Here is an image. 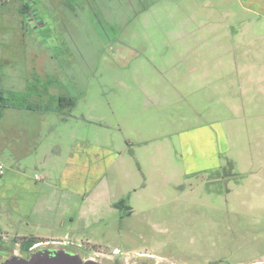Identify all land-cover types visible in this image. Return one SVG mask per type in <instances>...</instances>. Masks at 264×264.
<instances>
[{
  "label": "rangeland",
  "instance_id": "obj_1",
  "mask_svg": "<svg viewBox=\"0 0 264 264\" xmlns=\"http://www.w3.org/2000/svg\"><path fill=\"white\" fill-rule=\"evenodd\" d=\"M258 14L245 0H0V88L43 110L1 112L0 251L26 239L81 238L96 212V235L114 238L108 217L123 204L166 228L152 252L172 264L225 257L224 202L250 197L247 214L264 217ZM244 52L236 63L258 72V102L240 95L231 73L229 56ZM48 95L75 105L55 113ZM84 157L106 186L87 204L58 187ZM29 184L40 192L27 213L8 196Z\"/></svg>",
  "mask_w": 264,
  "mask_h": 264
},
{
  "label": "flooded vegetation",
  "instance_id": "obj_2",
  "mask_svg": "<svg viewBox=\"0 0 264 264\" xmlns=\"http://www.w3.org/2000/svg\"><path fill=\"white\" fill-rule=\"evenodd\" d=\"M98 171L96 169V173H90L84 169L82 180H71L66 181V183L59 181L58 187L75 195L87 204L89 197L95 200L103 196L102 193L106 186L102 184ZM29 186H31L27 191L29 193L39 189L35 190L33 184H29ZM24 191L21 189L18 192ZM36 195L38 197L39 193ZM235 198L238 200H226L224 202L227 218L226 229L231 238L225 247L226 256L215 262L211 261L216 255L211 256L206 259L208 263L204 264H250L254 260H257L258 264H264V217H251L247 214L246 209L249 204L247 199L250 197L237 196ZM114 206L115 209L111 213L115 215L108 217L113 221V224L110 225L114 226V238L112 235H106L103 231L98 236L96 235L97 231H94V226L100 224L102 219L99 217L95 221L96 212L90 216L86 226L80 227V230L84 231L81 234L83 237L77 238L75 234H70L67 235V239L62 241L35 239L36 243L30 246H26L30 240L26 239L5 252L0 251V262L12 255L27 257L30 253L41 250H63L70 254H76L81 259H92L103 264H159V258L168 263L169 258L161 257L152 252L155 245L158 246L163 243V229L166 231V228L155 223L152 216L141 211H134L130 207L126 208L123 204ZM83 218L80 217L79 224L83 223ZM103 222L106 223V219L103 218ZM142 242L147 245L152 244L150 245L152 246L151 251L147 247L141 248Z\"/></svg>",
  "mask_w": 264,
  "mask_h": 264
},
{
  "label": "crops",
  "instance_id": "obj_3",
  "mask_svg": "<svg viewBox=\"0 0 264 264\" xmlns=\"http://www.w3.org/2000/svg\"><path fill=\"white\" fill-rule=\"evenodd\" d=\"M245 1L248 3V5L251 6L253 10L257 11L259 13L258 16L260 15L259 17L262 18V20H264V0H245ZM260 42L262 43V41ZM263 45H264V42H263ZM248 56L249 55L246 54L245 52L243 54H231L229 56V58L232 60L230 63L233 66V71L231 73H234L236 76L235 83H237L238 85L237 90L241 93L240 95L243 96V98H245L248 96L249 92H253L252 94H249V95H251V97L253 99H256V101L258 102L259 91L256 89L257 93L256 95L254 94V88H255L254 85H258V82H257L258 78H255L254 75L258 74V72L254 73V71L251 70L253 68L252 64H249L246 66L247 64L246 62L242 64L236 63L237 59H243L244 57H248ZM242 75L246 76V79L245 81L241 83L239 77ZM28 87L29 86H27V88ZM88 164L89 162H88L87 157H84L81 162H73V165L69 164V166L64 171L63 176L60 179V181H63V183H66V181H71V180H76V181L82 180L83 176H82L81 170L86 169ZM38 188L40 189V187ZM39 189L36 190L35 192L33 191L30 193L27 192L28 190L26 189H23L25 190L24 192L13 191L12 194L8 196V198H10L11 201H13L12 198H15V199L17 198L18 204L16 205V208L19 207L18 209H20V211L22 212L27 211V213L29 211L30 213L35 206V202L37 198L36 194L40 192Z\"/></svg>",
  "mask_w": 264,
  "mask_h": 264
},
{
  "label": "trees",
  "instance_id": "obj_4",
  "mask_svg": "<svg viewBox=\"0 0 264 264\" xmlns=\"http://www.w3.org/2000/svg\"><path fill=\"white\" fill-rule=\"evenodd\" d=\"M29 9V5L28 4H24L23 8L21 9L22 13H27L26 10ZM37 83H39V80L35 79ZM37 88L35 87V84L30 85L27 88V96H32L33 94H35V92H37ZM43 94H48V90L47 88L44 89ZM41 97V96H40ZM49 99L52 101L56 102V108H55V113L57 112H62L63 110L67 109V108H71L75 105V101L73 98L70 97H66L64 95H57V96H49ZM42 98V97H41ZM44 107H46L44 109V111H50L51 108L46 104ZM11 108H17V109H22V108H27L31 111H38L43 112L42 107L39 105H32L29 101L28 98H26L25 96H23V94L21 92H14V91H8L7 93L5 91H3L0 88V117H1V112L3 110L6 109H11ZM35 239H30L27 243L26 246H30L35 242Z\"/></svg>",
  "mask_w": 264,
  "mask_h": 264
},
{
  "label": "water",
  "instance_id": "obj_5",
  "mask_svg": "<svg viewBox=\"0 0 264 264\" xmlns=\"http://www.w3.org/2000/svg\"><path fill=\"white\" fill-rule=\"evenodd\" d=\"M0 264H103L92 259H81L76 254H70L63 250H41L30 253L27 257L12 255L0 262Z\"/></svg>",
  "mask_w": 264,
  "mask_h": 264
},
{
  "label": "built area",
  "instance_id": "obj_6",
  "mask_svg": "<svg viewBox=\"0 0 264 264\" xmlns=\"http://www.w3.org/2000/svg\"><path fill=\"white\" fill-rule=\"evenodd\" d=\"M2 171V166H0V172Z\"/></svg>",
  "mask_w": 264,
  "mask_h": 264
}]
</instances>
